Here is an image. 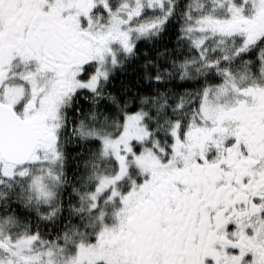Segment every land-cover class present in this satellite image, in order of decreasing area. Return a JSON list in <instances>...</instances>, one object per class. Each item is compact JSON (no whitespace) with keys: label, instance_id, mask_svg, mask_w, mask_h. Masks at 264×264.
<instances>
[{"label":"snow or ice","instance_id":"6c2138e0","mask_svg":"<svg viewBox=\"0 0 264 264\" xmlns=\"http://www.w3.org/2000/svg\"><path fill=\"white\" fill-rule=\"evenodd\" d=\"M0 264H264V0H0Z\"/></svg>","mask_w":264,"mask_h":264}]
</instances>
